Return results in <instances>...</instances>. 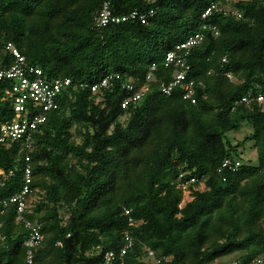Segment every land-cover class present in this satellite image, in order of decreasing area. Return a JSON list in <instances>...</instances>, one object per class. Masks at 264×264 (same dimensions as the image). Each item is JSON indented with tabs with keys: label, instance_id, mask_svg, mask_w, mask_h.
Instances as JSON below:
<instances>
[{
	"label": "trees",
	"instance_id": "16d2710c",
	"mask_svg": "<svg viewBox=\"0 0 264 264\" xmlns=\"http://www.w3.org/2000/svg\"><path fill=\"white\" fill-rule=\"evenodd\" d=\"M106 2L114 15H154L98 28ZM212 3L229 0H0V70L13 63L12 43L48 79L72 81L34 134L30 162L19 144L0 145V199L20 192L32 168L26 215L43 224L44 236L34 264H99L123 248L126 232L133 247L116 264H152L147 249L167 264H245L264 253V107L236 104L264 93L263 0L234 1L241 18L203 19ZM199 31L204 41L189 57L192 104L181 86L167 96L160 84L175 72L164 67L166 54ZM153 63L155 80L147 81ZM111 74L120 75L113 89L91 90ZM123 83L146 90L137 104L122 107L131 96ZM8 85L0 86V124L14 116ZM245 121L258 165L241 160L237 171L221 170L239 146L226 134ZM190 179L193 200L180 208L178 185ZM27 236L10 206L0 215V264H26Z\"/></svg>",
	"mask_w": 264,
	"mask_h": 264
},
{
	"label": "built area",
	"instance_id": "2783aa9c",
	"mask_svg": "<svg viewBox=\"0 0 264 264\" xmlns=\"http://www.w3.org/2000/svg\"><path fill=\"white\" fill-rule=\"evenodd\" d=\"M213 12H223L226 15L236 16L238 18L242 17L237 9L229 5L212 3L202 15V18H206ZM153 15V11H149L148 13L133 11L128 15H114L110 10V3L106 2L101 12L95 17V23L98 28L105 27L110 23L121 24L131 20H139L142 24H146L148 19ZM213 30L215 34L218 35V31H216L215 28ZM204 38L205 36L202 31L191 34L186 41L180 43L175 49L166 54L163 65L166 68L173 67L175 72L172 81L161 82L160 90L163 94L170 96L176 87L181 86L184 91L183 98L191 101L192 104L196 103L194 97L195 84L193 80L188 79L191 70L189 57L193 49L204 41ZM6 51L13 59V63L9 67L0 70V86L5 82L9 84L4 90V100L11 103L14 116L12 119L0 124V145L10 148L12 145L19 144L20 147L27 152L25 161L30 162V153L34 149V134L37 133L40 126L46 122L48 113L60 107L62 96L70 93L69 88L72 85V81L62 77L48 79L41 69L30 65L12 43L7 44ZM223 62H226V58L223 59ZM157 68V64L153 63L146 76L147 81L155 80L154 73ZM226 76L231 82H238L233 74L226 73ZM119 79L120 75H108L103 78L101 82L94 84L91 90L94 93L101 90H111L115 87ZM122 87L126 88L131 93V96L123 103V108H126L129 104H137L146 92L144 88L135 91V86L132 83H123ZM236 104H245L247 106L259 104L264 107V93L250 91L240 98ZM242 164L243 162L238 158H227L223 161L221 170L235 172ZM0 175L5 176L4 171L1 169ZM24 176L25 184L20 192L10 198L0 199V215L10 206L16 208V221L22 223L28 230V236L25 241L26 264H34L35 253L44 239L42 234L43 224L37 219L28 218L26 215V213H31L33 195V189L31 188L32 168L29 164L24 169ZM182 176L183 175L180 177ZM196 181V179H190L188 182L179 183L178 186H180V188H182V186L189 188V185ZM124 213L126 216H129L131 212L130 210L124 209ZM129 223L130 225L137 224L134 223L131 217H129ZM124 240L125 245L118 252L120 258L133 247V238L128 232L124 233ZM118 253L115 251L107 252L104 260L99 264H116ZM144 260L152 264H167L170 258L157 257L153 250L147 249ZM121 264L124 263L122 262ZM211 264L219 263L213 262ZM232 264L241 263L234 261ZM245 264H264V253Z\"/></svg>",
	"mask_w": 264,
	"mask_h": 264
},
{
	"label": "rangeland",
	"instance_id": "374dc122",
	"mask_svg": "<svg viewBox=\"0 0 264 264\" xmlns=\"http://www.w3.org/2000/svg\"><path fill=\"white\" fill-rule=\"evenodd\" d=\"M236 0H229L227 5L232 7V4ZM125 118H121V122H124ZM253 134V127L248 122H241L239 123L238 127L234 130L227 132L225 137V142H230L233 146H238L237 150L234 154V157L239 158L245 164H250L253 166L258 165V158H257V150L254 147V140L249 139V137ZM180 188V186H178ZM183 193V199L180 204V207H184L187 203L193 200V193L190 188L183 187L180 188ZM197 190L204 191L205 185L201 183ZM227 259H229L227 257Z\"/></svg>",
	"mask_w": 264,
	"mask_h": 264
}]
</instances>
